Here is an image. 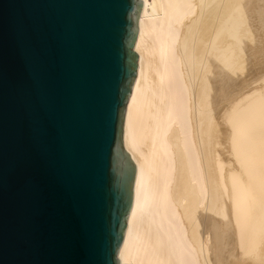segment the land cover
<instances>
[{
	"label": "bare ground",
	"instance_id": "bare-ground-1",
	"mask_svg": "<svg viewBox=\"0 0 264 264\" xmlns=\"http://www.w3.org/2000/svg\"><path fill=\"white\" fill-rule=\"evenodd\" d=\"M119 264H264V0H143Z\"/></svg>",
	"mask_w": 264,
	"mask_h": 264
},
{
	"label": "water",
	"instance_id": "water-1",
	"mask_svg": "<svg viewBox=\"0 0 264 264\" xmlns=\"http://www.w3.org/2000/svg\"><path fill=\"white\" fill-rule=\"evenodd\" d=\"M143 0H0V264H119Z\"/></svg>",
	"mask_w": 264,
	"mask_h": 264
}]
</instances>
